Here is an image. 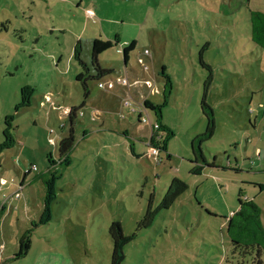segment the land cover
Segmentation results:
<instances>
[{
	"label": "rangeland",
	"instance_id": "obj_1",
	"mask_svg": "<svg viewBox=\"0 0 264 264\" xmlns=\"http://www.w3.org/2000/svg\"><path fill=\"white\" fill-rule=\"evenodd\" d=\"M250 10L264 12V0H0V149L10 144L0 151V264H110L112 221L135 233L120 264H250L226 232L238 198L260 207L264 226V49L250 37ZM95 38L114 44L99 56L107 77L128 83L109 91L93 79L82 105L73 54L95 74ZM209 74L214 132L202 160L192 141L206 126ZM71 107L75 145L61 166ZM52 166L61 177L51 219L38 224ZM173 177L188 188L158 208ZM150 199L154 218L136 230ZM26 234L29 249L14 257Z\"/></svg>",
	"mask_w": 264,
	"mask_h": 264
},
{
	"label": "trees",
	"instance_id": "obj_2",
	"mask_svg": "<svg viewBox=\"0 0 264 264\" xmlns=\"http://www.w3.org/2000/svg\"><path fill=\"white\" fill-rule=\"evenodd\" d=\"M249 22H250V37L254 43L264 49V12L259 10L249 11ZM114 44L110 40H103L95 38L92 40L91 45V64L95 70V74H91V70L86 63H84L80 57L77 49L74 50V58L81 66V71L75 75V80L78 81L82 86L83 102L89 95L88 83L89 81L107 77L112 72V69L104 68L99 63V56L105 50L111 48ZM135 47V42L132 41L123 46L121 53L123 55V61L126 64L128 61V55L131 50ZM200 64L206 67L210 72V67L204 64L200 55ZM162 74H164V68H162ZM211 81V74L207 77L203 84L202 98H201V109L206 118V126L202 133H200L196 139L192 141L194 146L198 145L200 149V156L203 160L204 157L201 153L200 145L211 138L214 132V118L212 108L206 103L205 96L207 91V85ZM169 83V81H168ZM29 103V100L28 102ZM147 108L156 111L158 117H160V110L149 101H145ZM77 113V107H71L68 110L67 117L70 120V127L68 132L63 135L56 144L59 153L58 162L61 166H67L70 162L69 153L75 145L74 131L72 127V121ZM61 125H64L63 123ZM63 127V126H62ZM170 133V132H169ZM167 133V135H170ZM151 141L155 144L154 140ZM10 142V141H9ZM10 144L3 145L0 151L8 148ZM160 147V146H159ZM201 167L194 165L191 169L192 173L199 174ZM26 174V173H25ZM61 177L60 170L54 166L49 167L46 172L41 175V180L44 184V196H43V208L38 219V224H45L51 219V204L56 197L55 183L56 180ZM262 189L263 185H259ZM187 184L177 178L173 177L164 192L162 199L159 203L158 208L169 207L175 199L187 190ZM240 193V192H239ZM151 199L147 205L146 211L141 219L137 223V229L145 228L150 226L156 210L151 207ZM4 207H0V216L3 213ZM261 209L253 200H242L238 198V207L231 213L227 218L226 232L232 244L234 253H238L241 258L249 256L250 264H264V226L260 219ZM109 235L113 242V252L111 256L110 264H120L123 258L122 247L125 243L131 240L135 233L131 236H123L122 227L119 221H112L109 226ZM30 246L29 236L26 234L21 237L19 241V247L14 257L24 255ZM240 264V263H239Z\"/></svg>",
	"mask_w": 264,
	"mask_h": 264
},
{
	"label": "built area",
	"instance_id": "obj_3",
	"mask_svg": "<svg viewBox=\"0 0 264 264\" xmlns=\"http://www.w3.org/2000/svg\"><path fill=\"white\" fill-rule=\"evenodd\" d=\"M145 53H148V50L145 49L144 50ZM128 83V79H126L125 77H121V78H116V79H112L110 77H104L102 79H100L99 81H97V87L100 89H105V90H112L113 88H115L116 86H123L125 84ZM145 85L147 87H150L151 90H153V85L152 82L149 80H145ZM123 106H127L130 107L132 111H135L136 108L134 107V105H132L128 100H124L122 102ZM138 121L139 122H145L146 119L144 117H142L141 115H138ZM155 128H157V124L154 125ZM157 147L154 146H150L148 148V156L154 157L155 159L157 158ZM6 181L5 179H0V185H5ZM18 194H15V196H17Z\"/></svg>",
	"mask_w": 264,
	"mask_h": 264
},
{
	"label": "crops",
	"instance_id": "obj_4",
	"mask_svg": "<svg viewBox=\"0 0 264 264\" xmlns=\"http://www.w3.org/2000/svg\"><path fill=\"white\" fill-rule=\"evenodd\" d=\"M105 68V67H104ZM107 68V67H106ZM133 91V90H132ZM133 93V92H132ZM134 94V93H133ZM140 97V96H139ZM142 97V96H141Z\"/></svg>",
	"mask_w": 264,
	"mask_h": 264
}]
</instances>
